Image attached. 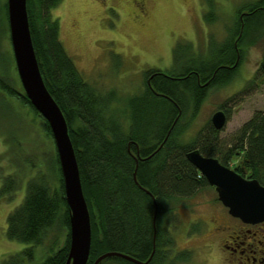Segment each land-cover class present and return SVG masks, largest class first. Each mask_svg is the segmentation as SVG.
Returning a JSON list of instances; mask_svg holds the SVG:
<instances>
[{"label":"trees","instance_id":"obj_1","mask_svg":"<svg viewBox=\"0 0 264 264\" xmlns=\"http://www.w3.org/2000/svg\"><path fill=\"white\" fill-rule=\"evenodd\" d=\"M61 1L26 0V8L39 70L64 115L79 167L91 224L87 264H93L108 251L125 253L140 261L150 257L146 264L187 261L189 251H174L175 238L167 224H177L175 211L184 200L202 188L211 187L186 158L188 151L198 149L204 156L216 157L228 167L237 157L241 161L230 168L264 185V111H255L226 144L218 136L221 130L214 129L210 121L190 140L183 138L209 91L234 80L244 58L243 48L263 35L264 0L242 3L227 37L219 44H211L202 57L196 55L190 40L176 42L170 57L171 68L144 70L143 89L126 97L114 89L97 90L65 51L58 20L51 14ZM207 3L209 8L204 18L211 23L217 17L212 0ZM4 6V12L0 13V108L19 114L22 132L18 138L9 139L8 126L4 129L0 125V137L5 144L0 159L9 160V166L14 167L10 173L0 171V201L11 200L25 185L22 201L6 218V236L27 247L10 254L1 264L31 262L34 248L45 243L53 229L66 232L64 240L60 245L50 244L41 264H65L70 244V210L56 146L58 178L52 172L48 177L38 171L25 177L28 173L20 161L21 149L15 153L19 140L37 141L33 125L25 121L12 99L36 111L53 142L54 138L48 122L27 98L21 81L22 92L13 84L12 74L9 75L10 60L2 49L3 37L9 34L7 2ZM117 58L119 55L115 61L118 64ZM252 83L256 85L255 78L219 106L227 120L229 106ZM7 114L0 113V123ZM32 159L26 165L31 166ZM99 264L135 263L113 256Z\"/></svg>","mask_w":264,"mask_h":264},{"label":"rangeland","instance_id":"obj_2","mask_svg":"<svg viewBox=\"0 0 264 264\" xmlns=\"http://www.w3.org/2000/svg\"><path fill=\"white\" fill-rule=\"evenodd\" d=\"M253 1L255 0H212L217 20L211 23H207L204 18L209 8L207 0H62L51 10V14L58 20L59 37L65 51L73 58L85 79L101 92L114 89L119 95L126 97L143 89L144 70L171 68L172 48L179 40H190L196 55L200 57L211 44L223 42L229 33L232 20L236 17V10L242 3ZM5 2L7 0H0V13L5 10ZM8 35L6 33L3 37L2 49L8 54V61L10 60L8 67L9 75L12 74L13 78L11 80L17 90L22 92ZM246 47L243 48L244 58L234 80L227 86L209 91L199 111L190 121L191 124L183 136L185 141L190 140L191 136L210 121L226 97L241 90L251 78H255L256 85H247L241 99L229 106L230 118L218 135L221 142L226 144L232 139L236 130L255 111H264V73L261 69L264 60V33L254 44ZM116 55H119L118 64L115 63ZM12 101L25 121L33 125L36 134L37 142L24 143L23 139L17 142L15 153L21 149L20 161L25 164L24 168L28 173L25 177L38 171L44 172L48 177L52 172L58 178L59 164L57 165L55 159V145L51 135L45 131L44 120L29 106L14 102L13 99ZM4 111L8 114L3 116V123L0 125L4 129L5 125L8 126L9 139L18 138L22 132L21 117L17 113L13 114L10 109L0 108L1 114ZM4 150L5 144L0 137V154ZM31 157L34 163L31 166L26 165ZM240 161L241 159L234 157L230 167ZM8 162L9 160L5 162L0 159V171H14V167L9 166ZM24 191L25 185L11 200L0 201V264L10 254L27 247V244L9 240L6 236V218L22 201ZM222 207L214 188L206 187L176 208L177 224L169 223L167 229L175 238L174 251L187 250L190 253L187 261L177 264H239L237 252L230 256L223 249V244L229 241L224 235H241L236 232V220L222 215ZM220 228L225 230L219 232ZM65 233L60 229H53L45 243L34 248V259L24 264H41L49 252L50 244H62ZM262 236L264 230L258 231L256 238L263 243ZM238 245L239 251H245V244L238 241ZM228 257L231 260L229 263Z\"/></svg>","mask_w":264,"mask_h":264},{"label":"water","instance_id":"obj_3","mask_svg":"<svg viewBox=\"0 0 264 264\" xmlns=\"http://www.w3.org/2000/svg\"><path fill=\"white\" fill-rule=\"evenodd\" d=\"M7 13L10 41L21 84L31 104L48 122L58 154L65 200L70 210V244L65 264H87L91 247L90 216L68 126L39 70L29 29L26 0H7ZM261 68L264 70V60ZM210 122L214 129L220 131L228 120L219 109L213 113ZM186 158L214 188L218 201L228 209L229 215L248 224L264 221V185L256 178H245L221 164L216 157L204 156L198 149L188 151ZM113 256L135 264H146L150 259L140 261L125 253L108 251L98 256L93 264Z\"/></svg>","mask_w":264,"mask_h":264},{"label":"flooded vegetation","instance_id":"obj_4","mask_svg":"<svg viewBox=\"0 0 264 264\" xmlns=\"http://www.w3.org/2000/svg\"><path fill=\"white\" fill-rule=\"evenodd\" d=\"M221 213H222V215H224V214L228 215L232 219L236 220V225H237V229H238V230H236V232H238L241 235V237L239 235L233 237L229 233L227 235L223 234L226 238L229 239L227 244H225V245L223 244V249L226 250V252L230 256L233 255V253L237 252L239 264H264V242L262 243L260 240H257V238H256V234L258 233V231L264 230L262 228V227H264V221L260 222V223H256V224L244 223L240 219L234 218L231 215H229L228 209L224 206L221 209ZM253 228H256V229H253ZM218 230H219V232H222L225 229L220 228ZM262 237H264V236H262ZM247 240H250V242ZM238 241H239V243L246 245L245 251H244V249L239 251ZM229 258L230 257L227 258L228 263L231 261Z\"/></svg>","mask_w":264,"mask_h":264}]
</instances>
